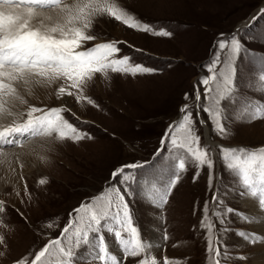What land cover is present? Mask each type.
Instances as JSON below:
<instances>
[{"label":"rangeland","instance_id":"374dc122","mask_svg":"<svg viewBox=\"0 0 264 264\" xmlns=\"http://www.w3.org/2000/svg\"><path fill=\"white\" fill-rule=\"evenodd\" d=\"M66 2L71 3V0ZM115 2L157 30L162 28L172 35L157 37L130 29L106 15L95 16L88 34L96 39L88 46L113 40L126 42L120 45L122 53L156 71L134 77L109 72L107 80L97 74L83 86V94L91 97L98 107L86 101L77 104L74 97L57 99L55 93L60 81L51 86L38 84L42 89L30 97L21 93L28 104L38 107L66 105L71 111L64 113L65 118L91 139L73 142L57 140L55 135L35 137L25 140L23 149L13 151L12 155L3 152L0 157V201L4 202L5 208L0 212V236L4 238L0 243V264H15L30 251H38L49 239L58 237L69 213L80 203L99 195L111 183L113 170L132 163L144 165L141 169L126 170L138 177V183L133 184L135 195L127 197L133 221L144 240L160 245L159 249H149V253L157 256L159 264L164 256L178 258L181 264H206L207 242L201 217L205 201H210V193L215 190L208 187V170L201 169L199 178L194 180L196 169L189 167L172 188L166 203H152L146 191L153 184L159 186L168 175L169 161L165 158L170 153L165 150L158 158L157 149L161 148L160 141L168 126L179 120L181 106L189 103L195 111L196 82L206 72L201 65L212 58L220 34L229 36L239 30L247 48L257 55H264V16L255 22L248 21L257 15L258 8L264 7V0ZM238 63L240 94L264 101V94L253 86L259 66L249 57ZM185 93H189L190 100H185ZM64 99L69 104H60ZM76 106L80 111L82 109L81 115L75 111ZM224 106H228L227 101ZM17 107L15 112L19 113L27 106L18 102ZM238 108L239 105L230 109L233 118L226 121L228 135L224 137L216 135L209 124L200 125L197 118L201 144L211 145L213 151L217 145L264 146V118L237 119ZM15 118L22 120L25 117L17 115ZM201 118L207 121L203 113ZM12 119L3 125L10 124ZM9 148L13 147L3 149ZM6 169L13 177L7 178V173H3ZM214 173L216 184L221 188L228 187L227 195L221 192L226 204L249 214L246 199L230 187L234 184L232 177L225 172L223 181L220 180L222 168L218 161ZM41 179L46 183L39 184ZM48 223L53 227H46ZM216 226L220 227L219 224ZM227 227L230 231L222 233L220 238L232 259L222 261V264H255L258 241L251 243L235 234L241 230L256 233L252 223L230 215ZM165 231L170 237L167 241L163 240ZM106 239L114 238L106 235ZM138 259L140 257H130L125 264H137Z\"/></svg>","mask_w":264,"mask_h":264},{"label":"snow or ice","instance_id":"6c2138e0","mask_svg":"<svg viewBox=\"0 0 264 264\" xmlns=\"http://www.w3.org/2000/svg\"><path fill=\"white\" fill-rule=\"evenodd\" d=\"M38 9H55L56 15H45ZM98 15H106L130 29L153 36L172 35L162 28L157 30L115 0H71V3L66 0H0V117H13L7 126L0 125V155L4 154V147H23L25 140L35 137L55 135L57 140L73 142L91 139L65 118L64 113L71 111L66 105L38 107L28 104L20 94V84L51 86L60 81L55 93L57 99L74 97L77 104L86 101L98 107L91 97L83 94V86L97 74L107 80L109 72L134 77L156 71L122 53L120 45L126 42L113 40L88 46L96 39L88 32L92 18ZM261 16H264V8L252 17V22ZM244 57L259 66L253 86L264 94V55L248 49L239 30L229 36L221 33L212 58L201 65L206 72L196 82L195 111L189 103L182 105L179 120L168 126L160 141L161 148L157 149L158 158L165 150L170 153L165 158L169 161L168 175L159 186L153 184L146 191L152 203H166L172 188L189 167L196 169L194 180L199 178L201 169L208 170V187L215 190L210 193V201H205L201 217L207 242L206 264H222L232 259L220 238L222 233L230 231L227 227L230 215H237L249 223L264 222V215H261L264 214V146L217 145L213 151L211 145L201 144L197 132L199 118L200 125L207 123L216 135L227 136L226 121L233 118L230 109L237 105V119L264 118V101L245 98L239 92L238 62ZM184 98L190 100L189 93H185ZM12 101L27 107L22 112H14L16 105ZM201 113L207 116V121L201 118ZM17 115L25 118L16 119ZM217 161L222 168L220 180L223 181L224 173H228L234 181L230 186L233 192L242 199H251L260 214L242 213L226 204L221 192L227 195L228 187L221 188L215 182ZM143 167V164L132 163L113 170L111 183L99 195L80 203L69 213L58 237L49 239L38 251H30L15 264H90L92 261L125 264L130 257H140L137 264H159L157 256L150 254L149 249H159L160 245L142 238L127 199L135 195L133 184L138 183V177L126 170ZM38 183L44 184L46 180ZM4 208V202L0 201V212ZM46 227L52 228L53 224L48 223ZM235 234L251 243L264 241V236L254 232L241 230ZM106 235L114 239H106ZM169 239L165 231L163 240ZM3 241L0 236V243ZM162 264H181V261L164 256Z\"/></svg>","mask_w":264,"mask_h":264},{"label":"bare ground","instance_id":"6f19581e","mask_svg":"<svg viewBox=\"0 0 264 264\" xmlns=\"http://www.w3.org/2000/svg\"><path fill=\"white\" fill-rule=\"evenodd\" d=\"M262 8L263 7L258 8L257 9V13ZM38 11H43L45 15H52V16L56 15V14H54V12L56 11L55 9H43V10H39L38 9ZM253 16L250 17V19L248 20L249 22L252 21V17ZM18 87H19L20 94L24 93L27 97L32 96V93L37 92L40 89H42L41 88L42 86H40L38 84H35V83H30V84H27V85H23V87H22V84H20ZM29 93H31V94H29ZM18 102L17 101H12L11 103H14L16 105V107H17V103ZM62 103L63 104L68 103V100L64 99V100H62V102L60 104H62ZM16 107L13 109L14 112L18 108V107L17 108ZM75 111L79 115H81L80 112H82V109L80 111V107L76 106ZM10 119H12V117H0V125H3V122L10 121ZM33 141H35V140H33ZM33 141H29V142H33ZM20 149H23V147H13V148H9L7 150L3 149V152L4 151H8V153H11V155H12V154H14L15 151H18V150L20 151ZM26 154H27V156H29V153H26ZM0 157H2V156L0 155ZM33 157H35V156H33ZM9 158L7 160H9ZM11 158H15V157H11ZM13 162H14V159H13ZM6 171H7V169H6ZM1 172H2V170H1ZM3 173H7V178L13 177L9 171L3 172ZM12 174H14V173H12ZM245 205L247 206L248 209H250L249 214H254V215L260 214V213L257 212V209H256V207H255V205H254V203H253V201L251 199H246L245 200ZM261 215H264V214H261ZM252 228L255 230V232L257 234H259L260 236H264V222L252 223ZM254 262H255V264H264V241H258V243L256 244V252H255Z\"/></svg>","mask_w":264,"mask_h":264},{"label":"water","instance_id":"95a60500","mask_svg":"<svg viewBox=\"0 0 264 264\" xmlns=\"http://www.w3.org/2000/svg\"><path fill=\"white\" fill-rule=\"evenodd\" d=\"M264 8V7H263Z\"/></svg>","mask_w":264,"mask_h":264}]
</instances>
